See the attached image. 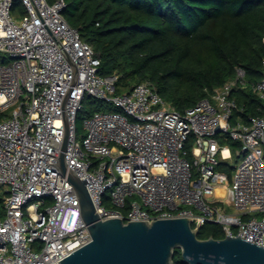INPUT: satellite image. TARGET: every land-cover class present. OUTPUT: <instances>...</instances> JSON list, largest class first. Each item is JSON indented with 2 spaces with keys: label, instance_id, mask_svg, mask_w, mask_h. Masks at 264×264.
<instances>
[{
  "label": "built area",
  "instance_id": "built-area-1",
  "mask_svg": "<svg viewBox=\"0 0 264 264\" xmlns=\"http://www.w3.org/2000/svg\"><path fill=\"white\" fill-rule=\"evenodd\" d=\"M65 5L0 0V264H57L91 240L56 167L65 121L67 169L86 180L101 219L189 216L193 228L211 222L233 236L241 228L242 239L264 247V113L244 114L232 94L248 85L244 71L184 111L149 81L116 93L118 75L98 73ZM250 87L264 100V75ZM84 96L119 111L88 116L79 142Z\"/></svg>",
  "mask_w": 264,
  "mask_h": 264
},
{
  "label": "trees",
  "instance_id": "trees-1",
  "mask_svg": "<svg viewBox=\"0 0 264 264\" xmlns=\"http://www.w3.org/2000/svg\"><path fill=\"white\" fill-rule=\"evenodd\" d=\"M63 15L99 59L98 73L117 74L116 93L151 82L174 109L184 111L235 76L248 82L232 94L244 114L264 113V100L251 84L264 75V0H65ZM16 14L23 13L17 3ZM6 57L0 53V61ZM114 110L84 96L76 131L96 111ZM1 118V116H0ZM231 146L236 142L229 141ZM230 173L231 167L220 165ZM0 187V216L4 214ZM106 206L110 204L107 202ZM222 238L219 224L205 222L197 237ZM174 264H187L179 249Z\"/></svg>",
  "mask_w": 264,
  "mask_h": 264
},
{
  "label": "water",
  "instance_id": "water-1",
  "mask_svg": "<svg viewBox=\"0 0 264 264\" xmlns=\"http://www.w3.org/2000/svg\"><path fill=\"white\" fill-rule=\"evenodd\" d=\"M64 137L56 167L66 176L79 201L81 218L91 240L57 261V264H174L179 249L187 264H264V247L242 239L240 234L216 239L197 237L189 216L157 218L150 222L111 217L101 219L89 196L86 180L67 169Z\"/></svg>",
  "mask_w": 264,
  "mask_h": 264
},
{
  "label": "rangeland",
  "instance_id": "rangeland-1",
  "mask_svg": "<svg viewBox=\"0 0 264 264\" xmlns=\"http://www.w3.org/2000/svg\"><path fill=\"white\" fill-rule=\"evenodd\" d=\"M108 104V103H107ZM110 105V104H109ZM111 107H113L112 105H110ZM114 108V107H113ZM84 134H85V131H84V129H83V132H80V131H77V133H76V135H77V140L79 141V142H81L82 141V137L84 136Z\"/></svg>",
  "mask_w": 264,
  "mask_h": 264
}]
</instances>
